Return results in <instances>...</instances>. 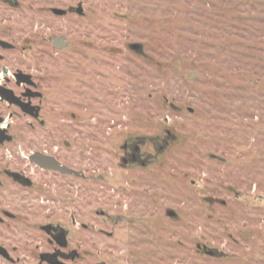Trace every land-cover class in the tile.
Returning <instances> with one entry per match:
<instances>
[{"label": "rangeland", "instance_id": "obj_1", "mask_svg": "<svg viewBox=\"0 0 264 264\" xmlns=\"http://www.w3.org/2000/svg\"><path fill=\"white\" fill-rule=\"evenodd\" d=\"M18 1L12 61L62 71L66 120L99 128L60 140L92 207L126 219L109 264H264V0ZM79 3L87 17L50 11ZM167 131L154 166L119 165L123 137Z\"/></svg>", "mask_w": 264, "mask_h": 264}, {"label": "flooded vegetation", "instance_id": "obj_2", "mask_svg": "<svg viewBox=\"0 0 264 264\" xmlns=\"http://www.w3.org/2000/svg\"><path fill=\"white\" fill-rule=\"evenodd\" d=\"M13 7L20 2L0 0V264H109L108 239L118 235L115 227L126 219L92 207L84 191L93 174L76 167L73 143L60 140L62 132L95 126H77L73 112L66 120L60 97L76 86L59 77L62 71L12 61ZM54 8L59 7L50 8L57 17H87L82 3L60 8L64 14ZM52 43L60 50L67 40L56 35ZM172 140L170 131L163 136L127 135L119 145V165L149 169ZM169 211V218H178Z\"/></svg>", "mask_w": 264, "mask_h": 264}, {"label": "water", "instance_id": "obj_3", "mask_svg": "<svg viewBox=\"0 0 264 264\" xmlns=\"http://www.w3.org/2000/svg\"><path fill=\"white\" fill-rule=\"evenodd\" d=\"M53 10H54V12H56L57 14H64V13L66 12L64 9H60V8H54ZM79 10H81V9H79ZM132 48L140 49V48H142V47H141L140 44L135 43V44H132ZM169 214H170V215H174L175 212L171 210V211H169Z\"/></svg>", "mask_w": 264, "mask_h": 264}]
</instances>
